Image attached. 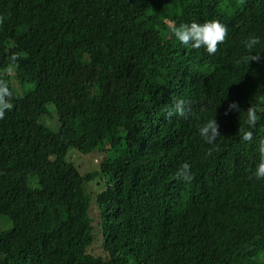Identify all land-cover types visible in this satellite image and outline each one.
Listing matches in <instances>:
<instances>
[{"label":"trees","instance_id":"obj_1","mask_svg":"<svg viewBox=\"0 0 264 264\" xmlns=\"http://www.w3.org/2000/svg\"><path fill=\"white\" fill-rule=\"evenodd\" d=\"M212 19L228 31L214 55L169 31ZM0 77L13 105L0 119L12 225L0 264H264V180L249 179L264 139V0H0ZM173 96L197 117L169 120ZM234 101L257 106L250 141L246 112L225 115ZM215 117L208 155L198 126ZM74 154L102 162L82 173ZM185 162L190 183L176 178Z\"/></svg>","mask_w":264,"mask_h":264},{"label":"clouds","instance_id":"obj_2","mask_svg":"<svg viewBox=\"0 0 264 264\" xmlns=\"http://www.w3.org/2000/svg\"><path fill=\"white\" fill-rule=\"evenodd\" d=\"M169 31L177 41L184 45H190L193 49L205 48L209 55H214L219 50V45L224 43L227 39L228 31L227 27L222 24L218 19L206 20L203 23L193 21L190 24L183 23L170 25ZM260 43V38L255 35H250L247 39L242 41L243 46L248 52L252 53L253 49ZM17 56L11 57L9 67L6 69L7 72H12L15 67V61ZM262 59L260 54L244 56L236 63L251 61L259 62ZM12 92L9 88L8 80L0 77V119L5 116L6 110H11L13 107L10 102ZM206 109L201 106L200 111L204 112ZM163 112L167 113V118L172 120L175 118L189 119L190 117H197V113L193 109L192 101L185 100L183 98L172 97V104L162 109ZM237 111L243 113L246 112V125H240L238 134L243 141H250L253 138V131L258 121L257 106L251 103L250 107L244 111L240 108L238 102H232L228 105V109L225 111V115L230 112ZM219 124L216 117L208 119L204 123L198 126L199 136L203 141L214 147L209 148L207 154L211 155L215 150V143L219 137H221L219 131ZM258 161L255 164V169L249 179L255 178L256 180H264V139L258 143ZM176 178L185 182L190 183L194 177L191 174L190 165L185 162L176 172Z\"/></svg>","mask_w":264,"mask_h":264},{"label":"rangeland","instance_id":"obj_3","mask_svg":"<svg viewBox=\"0 0 264 264\" xmlns=\"http://www.w3.org/2000/svg\"><path fill=\"white\" fill-rule=\"evenodd\" d=\"M97 76L94 77V81H96ZM114 90H116V87H113ZM71 152H75V151H71ZM76 156V160H77V164L79 165L80 171L82 173H85L87 171L92 170V168H96L98 167V164H100L102 162L101 157H99V155L97 154H90V155H77L74 154ZM94 214H98V211H93ZM1 220H5L8 222V224H4L2 223L1 225ZM12 227L9 219H7L6 217H2L0 216V228L4 229V230H8Z\"/></svg>","mask_w":264,"mask_h":264}]
</instances>
